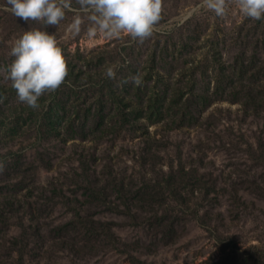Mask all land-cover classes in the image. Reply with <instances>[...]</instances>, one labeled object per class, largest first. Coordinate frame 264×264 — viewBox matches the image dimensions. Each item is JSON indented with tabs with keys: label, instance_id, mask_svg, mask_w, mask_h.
I'll list each match as a JSON object with an SVG mask.
<instances>
[{
	"label": "rangeland",
	"instance_id": "374dc122",
	"mask_svg": "<svg viewBox=\"0 0 264 264\" xmlns=\"http://www.w3.org/2000/svg\"><path fill=\"white\" fill-rule=\"evenodd\" d=\"M68 3L45 25L0 0V264H264V19L162 0L141 42ZM37 28L68 75L33 109L7 69Z\"/></svg>",
	"mask_w": 264,
	"mask_h": 264
},
{
	"label": "clouds",
	"instance_id": "9594fccd",
	"mask_svg": "<svg viewBox=\"0 0 264 264\" xmlns=\"http://www.w3.org/2000/svg\"><path fill=\"white\" fill-rule=\"evenodd\" d=\"M81 9L90 13L92 26L88 35L97 31L108 38L122 34L143 41L153 34L162 12V0H79ZM226 0H205L207 7L217 16L225 15ZM13 15L26 21L38 20L45 25H58L65 17L68 0H7ZM243 15L253 19H264V0H239ZM81 19L77 16L72 24L74 33L79 32ZM14 57L8 65L7 79L16 91L20 102L36 109L39 98L46 92L57 90L68 75V65L63 49L55 33L31 29L19 37L10 50ZM113 78V68L107 69ZM139 83V75L132 77Z\"/></svg>",
	"mask_w": 264,
	"mask_h": 264
}]
</instances>
